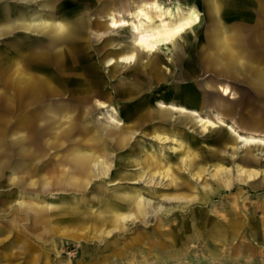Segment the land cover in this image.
<instances>
[{
	"label": "rangeland",
	"instance_id": "1",
	"mask_svg": "<svg viewBox=\"0 0 264 264\" xmlns=\"http://www.w3.org/2000/svg\"><path fill=\"white\" fill-rule=\"evenodd\" d=\"M217 1L218 13L209 11L210 0H156V6L149 1L146 11L153 24L172 22L192 9L201 22L155 53H144L134 46L131 26L108 27L111 13L116 20L138 23L135 6L143 0H0V264H264V146L245 147L228 129H205L191 115L173 114L167 107L197 111L204 119L218 115L242 136L255 132L236 123L250 110L264 114V99L253 90L248 74L227 79L219 76L225 74L220 68L204 63L205 35L213 21L220 20L226 34L238 32L243 39L264 14L258 0ZM60 6L76 10L67 20H58ZM77 19L82 22V70L80 75L58 72L62 47L55 46V38H68L66 22ZM130 52L135 53V63L116 62ZM34 55L41 61L34 62ZM110 60L116 63L109 65ZM154 61L157 78L154 70L144 67ZM34 65L38 70H32ZM38 82H45L48 91L34 93ZM135 82L141 90L129 92ZM218 85L228 86L231 93L223 96ZM192 93L196 96H189ZM217 99L229 104L230 111L220 114ZM159 103L166 105L161 113L166 118L136 121L139 115L158 111ZM66 112L77 116L76 135L93 138L109 167L104 175L96 171L78 198H87L98 218L119 219L134 212L99 210L104 202L96 203L95 195L124 204L120 198L141 193L152 206L146 204L140 216L99 227L89 221L80 226L59 221L68 218L56 212L62 207L59 201L72 192L55 191L56 184L50 187L44 180L55 181L68 161L73 138L53 141L50 121ZM27 117L25 132L34 140L20 146L18 127ZM157 134L169 140L159 142ZM254 135L264 139V132ZM220 141L226 149L219 147ZM201 149H222V165L234 177L236 164L260 173L247 184L226 186L212 164L203 172L189 170L188 160L197 159L192 155ZM242 157L255 164H243ZM156 171L160 175L153 179ZM95 187L99 191L92 190ZM44 202L52 205L49 228L34 222L35 210Z\"/></svg>",
	"mask_w": 264,
	"mask_h": 264
},
{
	"label": "bare ground",
	"instance_id": "2",
	"mask_svg": "<svg viewBox=\"0 0 264 264\" xmlns=\"http://www.w3.org/2000/svg\"><path fill=\"white\" fill-rule=\"evenodd\" d=\"M149 1H152L153 5L156 6V0H143L142 3L135 6L137 13L136 17L139 21L138 23L130 24L125 20H116L114 17L115 15L112 16L113 14L111 13V18L109 17L110 24L108 26L109 28L113 29L131 26V35L133 37L134 46L139 47L144 53H155L161 46L174 41L186 30L191 29L194 25H197L201 22V18L198 12L195 9H192L186 16L179 17V19L172 22L153 24L151 22V17L146 11L150 4ZM258 2L260 6L259 12L261 14H264V0H258ZM208 8L209 11L214 13H218L221 10V6L217 0H210ZM75 10L71 9L70 7L60 6V8L56 10L55 17L58 20H67L66 16L69 15V13L73 14ZM1 18L2 17L0 16V20H2ZM145 20L151 23L145 25ZM81 28L82 22L80 20H70L66 22V31L69 35L68 38H55V46L59 45L60 47H62L60 53L58 54L59 59L56 62V70H58V72L66 69L68 70V72H74L75 74L77 73L80 75L79 71L82 70V66L79 67L78 61H80L79 55L82 54V50L78 48V39L81 37ZM205 37L206 43L208 45V50L205 56L204 63L220 68L223 73H225L226 76L229 77L236 76V74L238 73L248 74L251 77L253 90L259 97L264 99V16L259 17L257 23L254 26V29L247 35V37L243 39H240L238 32L230 35L226 34L224 29L222 28L220 20H215L210 24ZM24 46L25 45L23 44L22 47ZM250 48H252L253 50L249 52L248 50ZM68 56L69 61H66V58ZM135 57V53L130 52L126 55L120 56L119 59L116 60V62L125 65L135 63ZM32 59L34 62L41 61L38 55L32 56ZM116 62L110 60L109 65H112ZM144 67L145 69L154 70L155 78L159 77L157 76L158 66L156 65L155 61L146 63ZM38 68V66H32V70H38ZM17 73H19V70H17ZM52 73H54V70L50 74ZM46 75L47 78H50L48 72H46ZM54 75L55 73L53 74V76ZM74 81H78V78H76ZM42 83L43 82H38L37 85L39 86L33 87V91L37 95H39L43 91V89H46L48 91V88L46 86L43 87V84L45 82L43 84ZM130 86L131 87L129 89V92L134 93L141 90V85L137 82L131 83ZM218 89L223 96L229 95L231 93V90L228 88V86L218 85ZM121 90L124 93H128V89L122 88ZM25 93L26 92L23 89L21 95L24 96ZM215 104L220 114L230 111V105L225 103L221 99H217ZM167 107L168 110L173 114L177 113L183 116H185V114L191 115V117L195 118L196 122L200 123V125L205 129H216V131H222V128L228 129V131L235 135L237 140L245 147L264 146V139L258 138L256 137V135H254L258 131L260 133L264 132V114H261L260 112L255 113L250 110L247 113L246 118H242L238 121V123H236L237 126H241L243 128L242 130H248L250 133L251 130H254L255 132L254 134L251 133L250 136H242L233 128V126L225 124V122L218 115H216L215 119H204L200 117L197 111H188L184 107H178L174 105H168ZM163 108H166V105L159 103V109H157L158 111H148L147 113L139 115L136 121L139 122L145 117L151 118V120H162L163 118H166L165 116L161 115V113H164V111L162 110ZM28 120L29 117L24 118V120L19 124L18 127V132L20 134L16 138V142L20 146H24L28 142L34 140L32 139V135L28 134L29 132H25V127L28 124ZM77 120V116L71 114L70 112L60 114L57 116V118L54 117L50 120L53 124V127L51 128L52 134H54L53 141H59L62 139L64 141H67L73 138V140L71 141V145H69L70 152L66 167H64L61 174L57 175L55 181H50L49 179L44 180V183L47 186L54 187V185L56 184V186L54 187L55 191H62L66 189L72 192V196L67 197L64 200L60 199L59 201L62 207L59 206L60 209H58L56 212H59V216L68 217L67 219L65 218V220L64 218H60L59 221L74 222L75 224H79V226L80 224L89 221L91 225H93V227H99V225L102 226L107 222L118 223L120 220H124L126 219V217H129L131 215H134L135 217L140 216L142 213H144L147 205H150V200L143 198V196H141V193L123 199L120 198V200L124 204L113 202L107 195L104 194L95 195L94 198L96 203L97 201L104 202V204L99 207V210L108 211L114 209L116 210V212H118V210H121L120 208H127L132 209V211L134 212L131 213V215L121 214L119 219L116 218V216L113 217L111 215L110 217H106L103 219L98 218L95 212L88 208V199L85 197L78 198L77 195L86 192L91 183V180L97 176L96 171L98 172V174L104 175L107 173L106 171H108L109 167H107V164H105L102 153H99V145L93 138H80L79 135H76L79 130L77 129ZM111 134L112 132H110V135ZM154 137L159 142H167L169 140V137H167L166 135L157 134L154 135ZM222 141L218 142V145L220 148L224 149L225 145ZM86 146L88 147L87 150L85 148ZM229 149H231V153L236 152V149H234L233 146H230ZM192 157H197V159L191 158L190 160H188L187 163H189V170L192 171L197 168L199 171L203 172L205 169L204 167L207 164H212L215 168L214 174L222 175L223 183L229 187L233 185L235 181H239L242 184H247V182H249L248 180L254 179L260 173L253 168H248L240 164H236L235 168L237 174L234 177L233 175H231L232 170L230 168H225L222 165V162H224L226 159L222 149H216V151L214 152H206L201 149L199 152L194 153ZM240 159L245 165L255 164L248 158L242 157ZM227 161L231 163L235 162V160L232 159H227ZM166 173H168V169ZM262 173H264V170H262ZM155 174L160 175V172L156 171L155 173H153V175L151 176L153 179L155 178ZM123 179L124 178L121 177L119 180ZM114 182L115 183H113V185L121 184V181ZM96 189L98 190L97 187L93 188L92 190ZM152 203L153 205L155 204L154 202ZM16 204L20 203L17 202ZM50 208H52V205L46 202L36 208L34 215L35 225H39L42 227H46L48 225L47 228H49V223L52 222L48 214Z\"/></svg>",
	"mask_w": 264,
	"mask_h": 264
},
{
	"label": "crops",
	"instance_id": "3",
	"mask_svg": "<svg viewBox=\"0 0 264 264\" xmlns=\"http://www.w3.org/2000/svg\"><path fill=\"white\" fill-rule=\"evenodd\" d=\"M219 75V74H218ZM219 76H222V77H224V78H227V79H229V78H231V77H229V76H225V74H220ZM189 96H196V95H194V93H192L191 95H189ZM180 102H182V101H180ZM184 102V104H187V102H185V101H183ZM246 111V110H245ZM244 111V112H245ZM3 204H5V202L3 203Z\"/></svg>",
	"mask_w": 264,
	"mask_h": 264
}]
</instances>
